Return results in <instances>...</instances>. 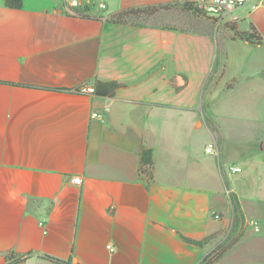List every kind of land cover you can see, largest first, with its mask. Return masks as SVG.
Here are the masks:
<instances>
[{
	"label": "crops",
	"instance_id": "obj_1",
	"mask_svg": "<svg viewBox=\"0 0 264 264\" xmlns=\"http://www.w3.org/2000/svg\"><path fill=\"white\" fill-rule=\"evenodd\" d=\"M70 1L0 0V264H199L219 243L212 264H264V6L232 12L243 37L228 38L108 19L174 0ZM228 40L261 49L243 81L216 54ZM96 80L122 86L80 91ZM225 187L240 210L226 242Z\"/></svg>",
	"mask_w": 264,
	"mask_h": 264
},
{
	"label": "rangeland",
	"instance_id": "obj_2",
	"mask_svg": "<svg viewBox=\"0 0 264 264\" xmlns=\"http://www.w3.org/2000/svg\"><path fill=\"white\" fill-rule=\"evenodd\" d=\"M240 10L245 11V9L240 8V9H237L236 11H233V13H236ZM131 18L134 21L144 22L146 24L162 23L165 25H176V27L181 26V29L187 32L190 30H198V31L210 30L209 27H211V29H214L216 31H219L225 34L226 37L228 38L238 36L239 33H240L239 36L243 37V34L237 30L236 25L233 23H229V22L216 23L214 21L207 20V17L201 14L184 12L182 11L180 7L170 8V9L155 8V9H152L151 11H148V13L137 14L136 16H132ZM228 19H229V15L226 17V20ZM205 22H208V23L205 24ZM240 26L245 29H248L249 20L246 18V20H244V23L241 24ZM232 27L234 28V30ZM235 30L238 33H236ZM253 41L257 42L256 39H253ZM223 48L228 53L229 58H228L227 63H229L231 66L229 67L231 69L229 71L234 70V73L240 79V81L244 80L243 70L250 71L253 69V67L251 68L248 66L244 69L243 64L249 65L253 63H259V61L261 60L260 59L261 49H259L255 45H250L240 40L234 41V42L231 40H228L226 42V45H223L222 47L219 46L216 51V54L218 56H221ZM256 70L257 72L254 71L253 69V73L255 77L257 76V78H260L259 73L262 74V71L264 70V68L262 70V68L256 67ZM234 226H235V223L232 220V215L230 213L227 225L224 227V229L221 232V235H222L221 237L225 238L224 242H226L228 239L231 238ZM221 250H222V243H219L213 249V252L220 253Z\"/></svg>",
	"mask_w": 264,
	"mask_h": 264
},
{
	"label": "trees",
	"instance_id": "obj_3",
	"mask_svg": "<svg viewBox=\"0 0 264 264\" xmlns=\"http://www.w3.org/2000/svg\"><path fill=\"white\" fill-rule=\"evenodd\" d=\"M4 3L9 8H20L22 6V0H4ZM174 7H180L184 12H191V13H198L192 6L184 4V5H174ZM159 8L158 6H147L143 8H127L123 9L113 15H111L108 19L110 22L115 24H134V25H141L145 24L144 22L134 21L131 17L136 16L137 14L148 13L152 9ZM233 28V27H232ZM234 30V28H233ZM236 31V30H235ZM236 33H238L236 31ZM240 33L238 34V36ZM254 35V32L251 33ZM240 37V36H239ZM256 40H259L256 38ZM94 93L99 96H113L117 88L121 87L122 84L118 83L117 81H100L96 80L94 82ZM140 172L143 173L147 179V182L152 181L153 177V159H152V151L149 148H144L140 154ZM232 213H233V221L237 223L240 219V210L236 201L235 195L232 194ZM183 240L187 243L193 244L195 246L201 247L210 241L213 237L206 236L201 240H194L187 237H182ZM220 253H214L213 251L205 255L199 264H212L215 260H217ZM44 258L49 259L51 261L60 263V264H72L70 261H62L53 257L44 256ZM24 260V257L15 258L13 254L7 255V264H12L15 262H21Z\"/></svg>",
	"mask_w": 264,
	"mask_h": 264
},
{
	"label": "built area",
	"instance_id": "obj_4",
	"mask_svg": "<svg viewBox=\"0 0 264 264\" xmlns=\"http://www.w3.org/2000/svg\"><path fill=\"white\" fill-rule=\"evenodd\" d=\"M70 4L73 6L78 5L77 0H71ZM174 4L177 5H190L192 8H194L197 12H199L201 15L206 16L210 18L212 21L216 23H223L227 22L226 17L230 15L233 11L242 8L246 5H250L251 9H257L261 6H264V0H174ZM101 7H105L104 4H100ZM262 74L264 75V70L262 71ZM81 92H94V87L92 85H86L82 86L80 88ZM93 116H98L96 112L92 113ZM204 152L208 155H218V149L215 142H209L204 147ZM228 169L232 172H237L240 170V167L235 166L233 164L228 166ZM72 180L75 184L80 183V177L79 176H73ZM224 194L228 200L229 205L232 208V193L231 191L225 187ZM218 215H215V218H217ZM249 225L255 230H259V224L258 222L252 220L249 222ZM108 247L113 250L114 247L111 245H108Z\"/></svg>",
	"mask_w": 264,
	"mask_h": 264
}]
</instances>
